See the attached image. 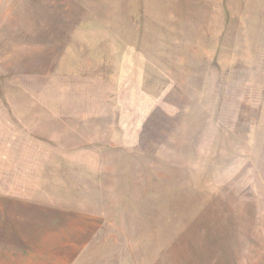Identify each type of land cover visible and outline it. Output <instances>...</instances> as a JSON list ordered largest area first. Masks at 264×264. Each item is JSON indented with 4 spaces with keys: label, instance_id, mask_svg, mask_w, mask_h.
Listing matches in <instances>:
<instances>
[{
    "label": "rangeland",
    "instance_id": "obj_1",
    "mask_svg": "<svg viewBox=\"0 0 264 264\" xmlns=\"http://www.w3.org/2000/svg\"><path fill=\"white\" fill-rule=\"evenodd\" d=\"M0 187L88 264H264V0H0Z\"/></svg>",
    "mask_w": 264,
    "mask_h": 264
},
{
    "label": "crops",
    "instance_id": "obj_2",
    "mask_svg": "<svg viewBox=\"0 0 264 264\" xmlns=\"http://www.w3.org/2000/svg\"><path fill=\"white\" fill-rule=\"evenodd\" d=\"M0 187V264H88L96 215Z\"/></svg>",
    "mask_w": 264,
    "mask_h": 264
}]
</instances>
